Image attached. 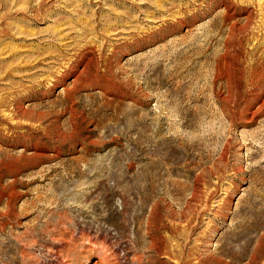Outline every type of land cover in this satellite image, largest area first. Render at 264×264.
I'll return each mask as SVG.
<instances>
[{
    "label": "rangeland",
    "instance_id": "rangeland-1",
    "mask_svg": "<svg viewBox=\"0 0 264 264\" xmlns=\"http://www.w3.org/2000/svg\"><path fill=\"white\" fill-rule=\"evenodd\" d=\"M91 53L73 87L65 70ZM259 70L264 0H0V264L43 263L62 242L47 220L68 233L98 217L133 264L145 246L125 237L150 210L152 234L190 264H245L254 249L264 264V114L246 122L237 105ZM15 99L26 113L12 117Z\"/></svg>",
    "mask_w": 264,
    "mask_h": 264
},
{
    "label": "bare ground",
    "instance_id": "bare-ground-1",
    "mask_svg": "<svg viewBox=\"0 0 264 264\" xmlns=\"http://www.w3.org/2000/svg\"><path fill=\"white\" fill-rule=\"evenodd\" d=\"M224 7H226L228 10L230 8V5H225ZM233 7V6H232ZM231 9V8H230ZM244 12L246 14V19L247 22L250 21L252 14H253V9H248V8H243ZM234 10V9H233ZM234 12V11H233ZM249 25V24H248ZM243 26V25H242ZM241 26V27H242ZM245 26V27H244ZM243 27L246 28L247 24L244 25ZM242 27V28H243ZM231 29H238L236 25H232L230 26ZM229 30V32H231L232 30ZM247 29V28H246ZM235 31V30H234ZM241 31V30H240ZM244 31V30H242ZM237 33V32H236ZM234 33V34H236ZM244 33V32H242ZM229 34V33H228ZM232 32V35H234ZM231 35V34H230ZM236 36V35H235ZM238 36V35H237ZM231 38V37H230ZM233 38V37H232ZM227 47V45L225 46ZM229 49V48H228ZM96 56H94V53H91L90 55L87 54H82L81 56H77L76 58L73 59L74 63L70 62V69L65 70V75L71 74L73 76L72 78V83H73V87L83 84V82L86 81L87 77L85 75L86 69L88 68L89 65L92 64L94 58ZM262 71L259 74V77L256 76L258 79L257 81H255V83L251 84V87L248 88V93L247 95H245L242 99L237 100V105H238V111L243 115L242 116V120L244 119L246 122H250L255 120L258 116H261L264 114V70H259ZM255 74V73H254ZM244 75V74H243ZM256 75V74H255ZM253 76V75H252ZM255 77V76H254ZM251 78V77H250ZM253 82V79H251ZM256 80V79H255ZM59 81L58 78H55V82L52 84V91L53 89L56 87V83ZM251 82H249L250 84ZM85 84V83H84ZM71 89H68V92H70ZM236 96V95H235ZM237 97V96H236ZM251 97L253 98V101L250 102ZM227 98V97H225ZM232 98V97H231ZM241 98V97H240ZM236 99V98H235ZM233 100V99H232ZM230 103V102H229ZM257 105V106H256ZM8 108H10V113L12 115V117H15L18 114H24L26 113L25 107L24 105L20 102L19 99H15L13 100V102H11V104H9ZM68 111L70 112L71 116L75 115V108H74V103H72L68 108ZM234 111V110H233ZM181 116V115H180ZM185 117V116H184ZM83 120V119H82ZM141 123V122H140ZM75 126V125H74ZM133 126V125H132ZM135 127V126H134ZM139 128V127H138ZM74 128H72L73 130ZM71 130V131H72ZM30 131V129H29ZM75 131V130H74ZM144 131V130H143ZM136 132V131H135ZM63 133V132H62ZM72 134V133H71ZM145 135V134H144ZM69 136V135H68ZM64 137V135H63ZM35 148V152L34 154L38 157H43L45 154V150L46 148L44 146H34ZM57 152V151H56ZM168 152V151H167ZM227 152V151H226ZM34 155V156H35ZM134 155V154H133ZM224 155V154H223ZM227 155V154H226ZM46 156V155H45ZM250 156V155H249ZM49 157V156H48ZM133 157V156H132ZM133 159V158H132ZM69 160V159H68ZM78 163V162H77ZM130 163V162H129ZM66 164V163H65ZM131 164V163H130ZM129 167V165H128ZM241 168V167H240ZM70 169V168H69ZM170 169V168H169ZM157 175V174H156ZM200 178V177H199ZM198 179L194 180V186H193V195H197L199 193H196L197 189H198ZM140 186V185H139ZM131 187V186H130ZM135 187V186H134ZM142 187V185H141ZM140 187V188H141ZM144 187V186H143ZM143 189V188H142ZM149 189V188H148ZM135 190V189H134ZM137 191V190H136ZM140 191V190H138ZM137 191V192H138ZM154 191V190H153ZM1 192V191H0ZM140 193V192H138ZM196 193V194H195ZM154 194V193H153ZM1 195V194H0ZM10 195V194H9ZM2 196V195H1ZM0 196V197H1ZM199 197V196H198ZM122 198V196H121ZM120 198V199H121ZM159 199V198H158ZM196 199V198H195ZM145 200V199H144ZM190 202V201H189ZM188 202V203H189ZM195 202V201H194ZM202 202V201H201ZM205 202V201H204ZM12 203V202H11ZM156 203V201H155ZM159 203V202H158ZM7 204V203H6ZM193 204V203H192ZM203 204V203H202ZM158 205V204H157ZM188 205V204H187ZM206 206V205H205ZM182 207V206H181ZM187 207V206H186ZM182 209V208H181ZM184 209V208H183ZM208 209V208H207ZM152 210H150L151 212ZM154 211V210H153ZM182 211V210H181ZM149 212L148 215V219H147V223H146V227H144L145 231H141V232H145L142 235H146L147 236V241H143L144 237L141 236L143 239H141V237H138L137 233V228L133 229L134 231L132 232L133 235L130 238V236L128 237V234H126L127 236L125 237L127 239V243L131 246H137L138 244H143L145 247L144 251L147 252L145 253L143 251V249H139L138 251L139 254L136 255H132L131 259L133 261V264H190L189 260L190 258H188V256L190 255V251L187 252L186 256L185 253L183 251L185 250H178V251H174L175 247L172 246H176L174 244H170V246L166 247V235H162L159 230H157L156 232L160 231V233L155 236L152 234V216L149 217L150 215H152ZM4 213V212H3ZM10 213V212H9ZM12 213H14L12 211ZM187 213V212H186ZM223 213V212H222ZM175 214V213H174ZM178 214V213H177ZM128 215V214H127ZM135 215V214H134ZM166 215V214H165ZM164 215V216H165ZM171 215V213H170ZM174 216V215H173ZM177 216V215H176ZM189 217V216H188ZM50 218V217H48ZM134 218H132V221L135 223ZM139 218V217H138ZM137 218V219H138ZM151 220H150V219ZM167 218V217H166ZM54 219V218H53ZM63 218H61L62 220ZM136 219V220H137ZM191 219V218H190ZM166 220V219H165ZM185 220V219H184ZM95 221L98 223L96 229L94 230V232L92 231L91 227H88V224H92V222ZM130 221V222H132ZM101 220L98 218H95L94 220H92L91 222L86 221L84 218L80 221V222H74L72 220H68L66 221V223H73L74 225H77V229H73L71 232L65 233L63 231H60V229H58L57 224H62V222L60 220H54V221H49L47 220L45 223V226H47L48 224L51 223V225H53V229H56L55 231L58 232V236L60 235V240H62V242H60L61 244L56 246V247H45L46 250V254L47 257L43 258L44 260L47 259V261L43 263H39L40 259L37 258V256L35 257L34 255V259L36 260L37 264H82V257L83 255H85L86 253L90 252V251H94L97 252V258L95 259L94 262H92L93 264H121V263H125L128 256L127 254L131 253L126 250H124L123 248H121L120 250L123 251V256H121L122 254H120V252H118V247L116 246V244H113L110 240V238L107 237L108 233L106 234L105 229H103V227H101L100 225ZM132 222V223H133ZM182 222V221H181ZM105 223V221H104ZM137 223V222H136ZM84 224V225H82ZM159 225V223H156ZM165 224V223H164ZM122 225V223H121ZM154 225V224H153ZM187 225V224H186ZM198 225V224H197ZM124 226V225H123ZM121 226V227H123ZM126 226V225H125ZM157 226V225H156ZM162 226V225H161ZM184 227V225H183ZM126 228V227H125ZM139 228V227H138ZM155 226H154V230H155ZM157 228H159V226H157ZM163 228V226H162ZM172 228V227H171ZM175 228V227H174ZM180 228V227H179ZM191 228V227H190ZM196 228V227H195ZM242 228V227H241ZM124 229V227H123ZM173 229V228H172ZM185 229V228H184ZM46 228L43 230L45 231ZM176 230V229H175ZM183 230V229H182ZM55 231H48L50 233H53ZM91 231L93 233H91ZM119 231V230H118ZM132 231V230H131ZM172 231V230H171ZM174 231V230H173ZM178 231V230H176ZM190 231V230H189ZM234 231V230H233ZM47 232V230H46ZM47 232V233H48ZM179 232V231H178ZM56 233V232H55ZM171 233V232H170ZM241 233V232H240ZM119 234V233H118ZM130 234V233H129ZM141 234V233H140ZM172 234V233H171ZM28 235V234H27ZM182 235V234H181ZM187 235V234H186ZM197 235V234H196ZM262 235V234H260ZM32 236V235H31ZM66 236H68V240L66 239ZM263 236V235H262ZM76 237V238H75ZM261 237V236H260ZM264 237V236H263ZM112 238V237H111ZM124 238V239H125ZM140 238V239H139ZM181 238V237H180ZM76 239H81L82 241H80L81 243H76ZM223 239V238H222ZM264 239V238H263ZM60 240H56V241H60ZM70 241V243H69ZM117 241V240H116ZM181 241V240H180ZM68 242V243H67ZM115 242V241H114ZM172 242V241H171ZM170 243V241H169ZM184 243V242H183ZM257 243V242H255ZM59 244V243H58ZM69 244V247L65 246ZM71 244V246H70ZM264 244V243H263ZM195 245V244H194ZM249 245H250V241L249 240H245L243 245H242V253L245 254L247 253V251H249ZM65 246V247H64ZM130 246V247H131ZM141 246V245H139ZM126 247V246H125ZM127 248V247H126ZM263 248V247H262ZM22 249V248H21ZM134 249V248H133ZM184 249V248H183ZM10 250V249H9ZM127 250H129L127 248ZM131 250V249H130ZM135 250V249H134ZM137 250V249H136ZM197 250V249H195ZM205 250V249H204ZM207 250V249H206ZM226 250V249H225ZM19 251V250H18ZM133 251V250H132ZM198 251V250H197ZM255 249L251 252H249V254L246 256L247 257V262L245 264H249L252 263L255 259ZM11 252V251H10ZM134 252V251H133ZM186 252V251H185ZM193 252V251H192ZM8 253V252H7ZM20 253L22 255H25L27 253H25L24 250H20ZM201 253V252H200ZM30 254V253H29ZM101 254V256H100ZM163 254V255H162ZM193 254V253H191ZM199 254V253H198ZM210 254V253H208ZM197 255V259H196V263L197 264H209L210 259H213V257L210 255ZM221 254V253H220ZM13 255V254H12ZM28 255V254H27ZM32 255V254H31ZM31 255H28L31 257ZM160 255V256H159ZM196 255V254H195ZM7 256V255H6ZM26 256V255H25ZM27 256V257H28ZM100 256V257H98ZM215 256V255H214ZM243 256V255H242ZM243 256V257H244ZM16 257V256H15ZM28 258V259H32V258ZM192 257V256H191ZM219 257V256H218ZM26 258V257H25ZM175 258V259H174ZM193 258V257H192ZM33 259V263L34 262ZM114 259V262H111V260ZM128 259V260H129ZM194 259V258H193ZM220 257L217 259L219 260ZM222 259V258H221ZM220 259V260H221ZM42 260V259H41ZM14 257L10 256L8 257L7 263L6 264H13L14 262ZM24 261V260H23ZM27 261V259H26ZM224 261V260H223ZM239 261V260H238ZM30 262V261H29ZM41 262V261H40ZM129 262V261H127ZM16 263V262H14ZM22 263V262H21ZM32 263V264H33ZM193 263V262H192ZM213 263V262H212ZM230 263V262H229ZM31 264V263H30ZM131 264V263H130Z\"/></svg>",
    "mask_w": 264,
    "mask_h": 264
}]
</instances>
